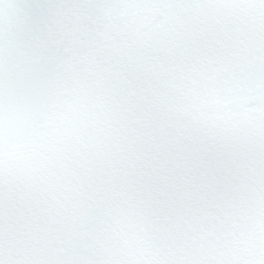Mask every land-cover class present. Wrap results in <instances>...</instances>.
Listing matches in <instances>:
<instances>
[{"label": "snow or ice", "instance_id": "6c2138e0", "mask_svg": "<svg viewBox=\"0 0 264 264\" xmlns=\"http://www.w3.org/2000/svg\"><path fill=\"white\" fill-rule=\"evenodd\" d=\"M0 264H264V0H0Z\"/></svg>", "mask_w": 264, "mask_h": 264}]
</instances>
